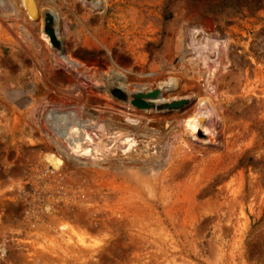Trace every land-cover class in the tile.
<instances>
[{
  "label": "rangeland",
  "instance_id": "1",
  "mask_svg": "<svg viewBox=\"0 0 264 264\" xmlns=\"http://www.w3.org/2000/svg\"><path fill=\"white\" fill-rule=\"evenodd\" d=\"M20 1L0 0V264H264V0H35L47 38Z\"/></svg>",
  "mask_w": 264,
  "mask_h": 264
},
{
  "label": "bare ground",
  "instance_id": "2",
  "mask_svg": "<svg viewBox=\"0 0 264 264\" xmlns=\"http://www.w3.org/2000/svg\"><path fill=\"white\" fill-rule=\"evenodd\" d=\"M21 2V5L23 6V8H25V10H28V12H30L31 13V17L32 18H35V17H40L41 16V18H42V23H41V25H40V27H39V30H40V34H42V36L43 37H45V38H47V35H50V32L47 30V29H45V27H44V24H43V21H44V19H45V17H46V14H44L43 12H42V10L41 9H43V8H41L40 10L38 9L37 10V7H38V5H37V7H36V3H35V0H21L20 1ZM39 7H42V6H39ZM38 7V8H39ZM47 10V9H46ZM29 16V15H28ZM198 35V34H197ZM52 36V35H51ZM50 39V38H49ZM173 82V81H172ZM171 81L169 82V83H167V84H170V83H172ZM168 87V86H167ZM164 88H166V87H164ZM172 88V87H171ZM175 88V87H174ZM167 89V88H166ZM165 89V90H166ZM137 90V89H136ZM136 90H132V91H130V92H133L132 93V95L133 96H135V97H138V98H141V99H143V100H145L146 101V104H149V105H152V104H160V103H162V102H165L166 101V99L168 98H165L164 97V95H163V90L162 89H158V88H148L147 90H143V91H141V90H139L138 92L139 93H135V91ZM173 97V96H172ZM172 97L171 98H168L169 99V101L170 100H172ZM203 103V102H202ZM180 104V103H179ZM199 105V103L197 104V106ZM201 105V104H200ZM199 105V106H200ZM154 106V105H153ZM198 106V107H199ZM202 106V105H201ZM204 106V105H203ZM140 107H146V106H140ZM197 107V108H198ZM148 107H146V109H147ZM210 108V107H209ZM153 109V108H152ZM179 109V108H178ZM205 111H206V109H204ZM204 111V112H205ZM204 112H200L199 111V108H198V110H197V112H195L194 114H193V116H192V118H191V122H190V124H189V127L188 128H186V132H192V130H193V132H194V130H196V124H195V120H197L196 118L197 117H199V116H201L202 114L204 115ZM212 112V111H211ZM97 124V123H96ZM198 124V123H197ZM93 125V124H92ZM95 125H93V127H94ZM64 128H65V125H64ZM200 128V127H199ZM77 130H78V127H77ZM189 130V131H188ZM190 132V133H191ZM189 133V134H190ZM194 133H196V131L194 132ZM70 136V135H69ZM189 136V135H188ZM78 138H80L79 136H78Z\"/></svg>",
  "mask_w": 264,
  "mask_h": 264
},
{
  "label": "water",
  "instance_id": "3",
  "mask_svg": "<svg viewBox=\"0 0 264 264\" xmlns=\"http://www.w3.org/2000/svg\"><path fill=\"white\" fill-rule=\"evenodd\" d=\"M48 31L51 33V30H49L48 29ZM52 34V33H51ZM182 100H180V102H181ZM133 104H136V105H138V106H146V104H145V102L143 101V100H141V99H135V100H133ZM178 105L179 104V102H172L171 104H169L168 106L169 107H172V106H174V105Z\"/></svg>",
  "mask_w": 264,
  "mask_h": 264
}]
</instances>
